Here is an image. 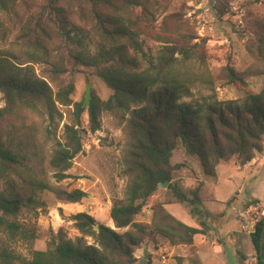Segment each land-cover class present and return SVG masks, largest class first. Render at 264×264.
Wrapping results in <instances>:
<instances>
[{
  "label": "trees",
  "instance_id": "1",
  "mask_svg": "<svg viewBox=\"0 0 264 264\" xmlns=\"http://www.w3.org/2000/svg\"><path fill=\"white\" fill-rule=\"evenodd\" d=\"M165 13L159 0H0V94L5 104L0 107V234L11 242H34L18 217L44 206L37 192L71 205L88 197L82 190L69 192L56 185L70 177L75 158L83 152L84 115L94 134L101 131L105 114H122L126 138L120 174L125 199L110 210L115 229L78 213L72 219L81 235L77 241L63 238L47 251L32 249L31 257L24 259L4 248L0 264H152L151 254L144 262L136 255L142 246L159 250L158 238L188 249L187 256L176 258L177 264H204L194 242L211 230L201 194L204 185L197 182L188 188L176 179L177 172L191 167L173 164L174 153L183 149L197 158L211 180L217 179L220 165L246 166L257 159L264 153V86L243 102L219 101L216 95L185 101L199 85L214 90V78L205 41L196 43L199 37L187 18ZM259 27L261 33L248 46L255 61L249 73L264 77V22ZM148 41L160 49L155 61L145 66ZM39 64L49 67L57 90L44 76L35 75ZM81 69L104 82L112 91L109 99L93 96L87 108L73 102L74 82L62 83L60 78ZM220 77L229 84L245 82L230 66ZM28 114L48 124L43 134L54 141L49 165L56 184L35 170L38 146L18 138L34 132L33 126L1 128L7 118ZM8 179L27 190L10 182L2 186ZM166 182L168 188L158 196ZM172 204L187 208L200 228L169 213L166 206ZM147 205L149 216L142 219ZM251 238L257 263L264 264V221ZM237 253L245 262L246 255Z\"/></svg>",
  "mask_w": 264,
  "mask_h": 264
},
{
  "label": "rangeland",
  "instance_id": "2",
  "mask_svg": "<svg viewBox=\"0 0 264 264\" xmlns=\"http://www.w3.org/2000/svg\"><path fill=\"white\" fill-rule=\"evenodd\" d=\"M162 9L166 11L164 15L178 14L188 19L190 26L196 31L199 37L197 42L205 41V49L207 54V64L214 78V90L210 87L199 85L193 90L194 97L185 99L187 102L200 100L201 98L216 95L219 101L236 100L245 101L249 94L259 93L264 86V77L259 75L250 76V69L254 68V59L248 51L250 41L254 39L257 33H261L260 25L264 22V0H159ZM163 17L160 18V21ZM171 23L174 25L175 20L172 18ZM158 29H160V26ZM15 40V35L11 37V41ZM160 45L154 41H148L145 49L148 58L144 62L145 66L154 62ZM226 66H230L242 75L245 82L237 84H229L225 80H221L220 74ZM49 67L46 65H36L35 75L44 76L51 82ZM256 70L253 69V73ZM62 83L74 82L76 91L72 96L74 103H84L86 100V88L90 86V100L93 96L105 101L112 95V91L104 84V82L93 74L90 70L81 69L77 73H69L61 76ZM51 85L57 90L56 83ZM2 95L0 94V107H4ZM87 108V107H86ZM85 124L84 149L74 162L73 168L68 172L69 178L56 184L53 179V172L49 162L54 146V141L47 138L43 134L47 123L43 122L35 115L28 114L21 117L7 118L1 125V128L25 127L27 124L32 125L34 132L27 133L28 136L20 134L18 138H26L27 143L31 147L38 146L36 150L38 159L35 161V170L39 173L43 172L51 180L52 183L60 186L67 191L82 190L88 197L79 204H65L58 201L51 193H36V197L44 206L36 211L24 210L18 217L19 223L23 229L30 235L34 236L32 244L22 241H9L5 236L0 234V251L4 248L8 249L12 254L20 259L30 258L31 250L47 251L53 244L59 243L63 238L77 241L81 235L75 228L73 216L78 213L86 212L94 217L100 224H104L115 229L114 223L110 219V210L114 202H123L125 199L126 183L121 179V169L123 153L126 145V138L123 132V115L122 114H105L102 120V129L97 133H91L88 128V116L83 117ZM67 121L61 123L57 136L61 138L62 128ZM54 130V129H53ZM23 133V132H22ZM35 145V146H34ZM257 163L251 167L250 175L244 181L240 180L242 173L235 171L233 167L240 165L231 163L228 166L219 167V184L218 190H209L208 194L219 197L223 200V196H227L229 191L237 186L238 192L245 196L255 195L256 199L252 202L264 203V153L257 157ZM173 164L187 163L190 169H184L176 173L175 177L184 185H190L195 179L200 182L203 178L200 162L195 157L186 155L183 149L175 151ZM248 166V164L246 165ZM189 167V168H190ZM245 166H241L244 168ZM250 168V167H249ZM250 169H247L249 171ZM254 172H257L253 174ZM235 174L234 181H227L226 174ZM260 175H259V174ZM205 177V176H204ZM259 177V179H258ZM206 178V177H205ZM257 182L254 183L255 180ZM239 181V182H238ZM8 182L15 183L20 190H27L22 184L14 179L3 180L2 186ZM240 185V189L238 187ZM166 189L160 188L158 196H162V192ZM27 191L26 193H29ZM207 194V195H208ZM162 198V197H161ZM149 206L143 210V218L149 216ZM183 208L194 222L199 226V222L193 218L189 210L180 204L168 205V211L174 215L176 208ZM206 207V206H205ZM223 204L216 205L214 209H222ZM209 211V209L206 207ZM210 217L206 223L209 226L210 233L219 236H225L226 223L231 222L236 226V220L232 218L230 209L226 208V216L219 217L209 211ZM200 227V226H199ZM123 232V231H120ZM198 244H200V252L205 263L208 264H258L256 249L253 245L251 235L245 236V243L225 239V244L213 246L210 242L202 244L200 241L203 236L198 235ZM226 237V236H225ZM87 241H90L87 240ZM159 250L151 251L152 264H177V257H185L188 255V249L183 248V253L175 247H172L166 240L158 238ZM150 246H142L137 251V259L144 262L146 259V250L144 248ZM238 251L246 255V261L243 262L238 255ZM166 256V261H161V256ZM211 257L217 260H210Z\"/></svg>",
  "mask_w": 264,
  "mask_h": 264
},
{
  "label": "crops",
  "instance_id": "3",
  "mask_svg": "<svg viewBox=\"0 0 264 264\" xmlns=\"http://www.w3.org/2000/svg\"><path fill=\"white\" fill-rule=\"evenodd\" d=\"M256 163H257V160H254L251 163H249L248 166H245L244 168H241V166L233 167L235 169V171L242 173L240 176V180L242 181V183H241L242 185L244 184V181L247 179V177L252 175V174H249V172H251V167H254L256 165ZM220 166H222V165H220ZM223 166L230 167L229 165H223ZM219 167L217 169V179L216 180L207 179L204 176H203L202 180H200V182H203V185H204L201 194L205 200V206L209 209V211L213 212L214 214H216L219 217H223V219H224V217L226 216V208H228L231 211L232 218H234L236 220V226L235 227L232 225L231 222L226 223L227 224L226 225V232H225L226 237L225 236L221 237L217 234L214 235L212 233H210L208 236L201 235V236H203L202 239L200 240L202 242V244H206V243L210 242V244L215 246V248H216V246H219L218 250L220 249V245L225 244L226 238L230 239V240L241 241V242L245 243V241H246L245 236L248 234L245 231H243L242 224H241L240 220L236 217L235 213L232 211V207H234V206L245 207L246 205H248V203L252 199L259 198V197H256L255 195L245 196L243 194H240V192H238V190H237V186H235L232 190H230L229 194L227 196H225V197L223 196L222 197V198H224L223 200L219 199V197H216V196L213 197V196L209 195L208 194L209 190L211 191V190L215 189V191H217L218 187L220 186L219 180H218L219 179ZM247 169H250V170L247 171ZM255 173H257V172H254L253 174H255ZM226 176H227L226 180L230 181V182L237 179L235 177V174L233 175V173H230L229 175L226 174ZM258 179H259V177H258ZM258 179L255 180L254 183L257 182ZM197 182H198V180L195 179L193 183H190V185H187L186 187H188V188L194 187ZM238 187H239V189L241 188L240 185H238ZM220 204H223L222 209H217V210L214 209V207L216 205H220ZM167 206H166V208H167ZM167 210H168V208H167ZM176 210L177 211L174 212V215L171 213L174 217H176L178 220H180L181 222H183L184 224H186L190 227L197 228V229L200 228L198 226V224L192 220V218L189 216V214L183 208H181L179 206L178 208H176ZM198 237L199 236L197 235L194 239L195 246L198 249V253L200 255L202 262L204 264H208V263H205L203 258H202L200 248H199L200 244H198V242H197ZM178 249H182L181 251L183 253L186 252L182 247H175V251ZM143 250L144 251L146 250V255L151 254V256H152L153 252L149 251L147 248H144L141 251H143ZM212 259L217 260V257L216 258L211 257L210 260H212Z\"/></svg>",
  "mask_w": 264,
  "mask_h": 264
},
{
  "label": "built area",
  "instance_id": "4",
  "mask_svg": "<svg viewBox=\"0 0 264 264\" xmlns=\"http://www.w3.org/2000/svg\"><path fill=\"white\" fill-rule=\"evenodd\" d=\"M232 211L240 220L243 231L251 235L255 232L259 223L264 221V203L251 202L245 207H232ZM162 261H166V256H161Z\"/></svg>",
  "mask_w": 264,
  "mask_h": 264
},
{
  "label": "water",
  "instance_id": "5",
  "mask_svg": "<svg viewBox=\"0 0 264 264\" xmlns=\"http://www.w3.org/2000/svg\"><path fill=\"white\" fill-rule=\"evenodd\" d=\"M90 93H91V89H90V86H88L86 88V100H85L84 105H83L84 108L90 106ZM169 184H170L169 182H166V183H164V184L161 185V188L162 189H167L168 186H169ZM95 229L97 230L98 229V226H96Z\"/></svg>",
  "mask_w": 264,
  "mask_h": 264
}]
</instances>
